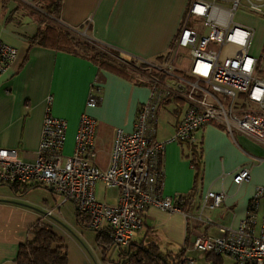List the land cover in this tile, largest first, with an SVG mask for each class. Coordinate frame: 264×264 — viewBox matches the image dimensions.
Masks as SVG:
<instances>
[{"label":"crops","instance_id":"crops-1","mask_svg":"<svg viewBox=\"0 0 264 264\" xmlns=\"http://www.w3.org/2000/svg\"><path fill=\"white\" fill-rule=\"evenodd\" d=\"M41 3L43 0H0V41L17 49L15 62L0 77V148H16L22 160L33 161L48 112L66 121L63 154L71 155L80 115L85 113L97 121V163L106 168L115 129L132 131L138 110L149 98L151 78H160L128 65L129 78L100 67L87 57L39 44L34 38L43 26L44 17L36 11L41 9L37 7H42ZM188 3L189 0H61L58 22L76 31L88 28L91 39L119 54H116L118 61L168 63L173 60L175 49L171 57L165 59V55L175 47ZM234 19L253 29L250 53L257 57L259 69L262 68L264 22L240 11ZM93 86L98 89L99 101L89 107L86 100ZM188 105L184 95H174L161 104L157 113L155 140L165 143L161 160L162 194H190L198 202L208 190H224L227 198L220 207L208 212L210 225L195 222L189 225L181 213L151 206L145 211L144 225L131 244H155L163 251L174 252L183 248L186 254L194 226L210 235L218 234L220 227L236 229L255 188L264 185V145L239 130L229 133L214 122L198 131L200 167L195 178V169L185 155L187 147L170 141L175 124ZM240 166L249 167L250 178L236 185L233 173ZM33 185L36 186L22 194L0 183V264H16L19 245L28 239L30 228L39 220L52 225L64 238L68 264H92L81 246L83 242L80 245L68 237L58 220L44 216L50 207L61 204L57 209L63 217L61 207L67 202L61 203L57 194L60 201L55 198V203L49 206L47 196H42L43 202L33 197L35 188L46 185ZM95 197L114 205L118 191L98 182ZM72 210L77 217L75 207ZM112 250L117 252L114 247Z\"/></svg>","mask_w":264,"mask_h":264},{"label":"built area","instance_id":"built-area-1","mask_svg":"<svg viewBox=\"0 0 264 264\" xmlns=\"http://www.w3.org/2000/svg\"><path fill=\"white\" fill-rule=\"evenodd\" d=\"M246 1L243 5L242 0H189L175 39V48L186 51L182 56L190 60L188 74L185 78L175 74L170 63L148 64L167 79L151 78L149 98L138 110L132 131L115 129L106 168L97 163L94 118L80 115L73 152L64 155L66 121L47 112L33 161L22 160L16 148H0V183L46 185L62 198L61 203L72 202L85 227L107 230L119 257L143 227L145 211L151 206L181 213L189 225H210L208 212L224 203V190H208L198 202L182 194H162L165 143L155 140L157 113L174 95L188 100L170 138L184 144L188 153L199 143L198 131L210 122L224 126L229 133L239 130L264 145V76L257 57L250 53L254 31L234 20L241 9L264 15V0ZM226 46L229 49L224 51ZM16 58L17 49L0 41V77ZM96 90L91 87L86 100L89 107L99 101ZM249 178L246 166L233 173L236 185ZM98 182L118 191L116 204L96 199ZM53 215L52 209L44 213L45 217ZM191 235V250L228 257L232 264H264V185L255 188L236 229L220 227L218 234L210 235L194 226Z\"/></svg>","mask_w":264,"mask_h":264},{"label":"trees","instance_id":"trees-1","mask_svg":"<svg viewBox=\"0 0 264 264\" xmlns=\"http://www.w3.org/2000/svg\"><path fill=\"white\" fill-rule=\"evenodd\" d=\"M42 9L46 15H49L56 21L59 19L61 0H43ZM47 17L43 19V26L39 27L35 40L39 44L52 46L77 55L87 57L100 67L107 68L131 78L127 71L128 65L141 68L135 65L136 61H116L114 64L111 59L98 62L97 59L108 58L96 47L99 43L95 40L87 41L77 38L72 30L57 26L47 22ZM175 46V45H174ZM119 55L116 51H114ZM171 53V52H170ZM165 55V59L170 55ZM97 58V59H96ZM164 57H159L163 60ZM105 60V59H104ZM125 62V63H124ZM143 64V63H140ZM192 167L195 169V178L198 177L200 167V149L193 146L190 153L185 154ZM14 193L24 194L29 188L36 185H8ZM188 200L194 201L190 194L185 195ZM195 202V201H194ZM96 244L101 249L103 260H107V254L110 252L114 243L107 230L96 231ZM132 245L134 248H132ZM205 259L211 264H223V257L214 253L205 255ZM122 264H192V259L187 257L183 248L177 251H163L155 244L145 245L144 243L129 244L119 257ZM108 261V260H107ZM16 264H68L67 245L64 238L57 233L52 225L37 221L29 230L28 239L19 245Z\"/></svg>","mask_w":264,"mask_h":264},{"label":"rangeland","instance_id":"rangeland-1","mask_svg":"<svg viewBox=\"0 0 264 264\" xmlns=\"http://www.w3.org/2000/svg\"><path fill=\"white\" fill-rule=\"evenodd\" d=\"M254 1V0H251ZM243 5L247 4L246 0H242ZM39 8H41L40 6H37ZM34 8V10L37 9ZM245 9H241V13L244 14H248L250 16H255L257 18H259L260 20H262L264 22V15H260V14H255V13H251V12H246L243 11ZM36 11H39V13H41L43 15V17H47V22L53 23L57 26H62L58 21H56L55 19H53L52 17H50L49 15H46L45 12H43L44 10L38 9ZM239 12V11H238ZM236 20V19H234ZM192 24V22H190V25ZM63 27V26H62ZM65 28V27H64ZM73 34L77 37V38H81L83 40H87V41H91L92 39L90 38V35L88 33V28H83L80 29L79 31L77 30H72ZM96 47L99 49L100 52H102L103 54H105L108 58H96L98 62L101 63V61H108L107 59H111V61L116 64V61L120 60L119 58H117L116 53L101 44L96 45ZM175 49V50H174ZM227 49H229L228 46L224 47V51H226ZM174 50V58L172 61H169L168 63L171 64L172 69L174 70V73L177 75H180L182 77H186L188 74V70H186V67L188 66L190 60H188L186 57H183L182 54L186 53V51H184L183 49H179L177 50L175 47H173L171 49V53H170V57L172 55V51ZM105 59V60H104ZM164 61H157L155 63H151L153 65H162ZM261 67L260 70V74L264 76V52L262 53V58H261ZM167 63V62H166ZM135 65L141 67L139 68L141 71L144 72H148L150 74H155L158 78L166 80L167 79V75L160 72V71H156L151 65H146V64H140L135 62ZM129 69V70H128ZM127 71L130 72V68L128 67ZM262 69V70H261ZM133 74V72H132ZM133 76H135L133 74ZM254 108V107H253ZM65 155V154H64ZM6 187V186H5ZM37 190H35L33 192V197L34 198H38L39 201H41L42 196H47L48 197V201H49V206L55 203V198H57L60 201V198L57 194L53 193L50 191L49 188H47L46 186H41L38 188H35ZM62 201V198H61ZM43 202V201H41ZM40 202V203H41ZM36 207V206H34ZM72 207H74V205L72 204L71 201H67L66 204H64L61 207V211L63 213V217L60 216V211L55 207H50L49 209H53L54 210V215L52 216L53 218H55L56 220H58V222L60 224H62L61 226L64 229L65 234L68 237H72L75 239V241H77L80 245L82 244L81 242H83L82 248L84 249V252L86 254V256L88 257L89 261L92 264H122V261L118 262L119 257L117 252H113V250L107 254V260H103V255L102 252L100 250H98L97 244H96V231L91 230L87 227L84 226L83 223L79 222V220L77 219L74 210H72ZM37 208V207H36ZM64 218V219H63ZM80 236H79V235ZM67 252H68V246H67ZM205 254H203L202 252L199 251H194L191 250L190 248L188 249V251L186 252V256L190 257L193 261L192 264H211L209 261H207L205 259ZM224 263L223 264H231V259L228 257H223Z\"/></svg>","mask_w":264,"mask_h":264}]
</instances>
